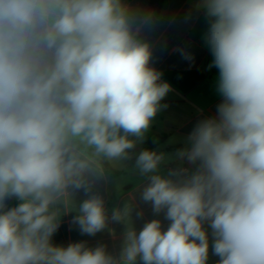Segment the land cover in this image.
I'll return each mask as SVG.
<instances>
[{
    "label": "clouds",
    "instance_id": "clouds-1",
    "mask_svg": "<svg viewBox=\"0 0 264 264\" xmlns=\"http://www.w3.org/2000/svg\"><path fill=\"white\" fill-rule=\"evenodd\" d=\"M201 6L222 102L177 150L195 170L162 175L164 153L135 156L142 201L170 224L129 229L114 256L102 244H53L56 206L82 190L72 222L89 236L124 220L126 209L109 217L93 193L85 148L132 159L170 85L122 0H0V264H207L206 222L217 264H264V0Z\"/></svg>",
    "mask_w": 264,
    "mask_h": 264
},
{
    "label": "crops",
    "instance_id": "crops-1",
    "mask_svg": "<svg viewBox=\"0 0 264 264\" xmlns=\"http://www.w3.org/2000/svg\"><path fill=\"white\" fill-rule=\"evenodd\" d=\"M122 3L129 9L137 39L150 47V66L161 73L160 82L168 83L170 90L160 101L161 108L152 118L143 141H138L130 151L132 159H107L108 168L105 170L101 157L84 145L82 147L95 161L94 175L90 177L93 193L104 199L109 217L115 208L126 209L124 220H109L107 227L95 236L81 234L72 221L78 214L80 203L87 197L82 190H70L56 206L59 228L52 237L53 244L65 247L75 242H85L87 247L102 244L114 256H119L129 229L138 232L152 219L161 220L164 230L170 224L163 212L155 214L151 203L141 199L142 189L148 181L139 174L134 163L135 156L146 149V140L156 142L153 151L165 154L160 174L167 175L175 168L195 170L196 165L177 158V150L188 146V137L199 121L217 116V105L223 99L217 91L218 69L210 67L213 57L206 42L210 20L201 6L202 0H162L156 9L151 8V0H122ZM18 203L13 198L6 201V206L11 208ZM138 212L143 215L138 216ZM205 228L209 235L207 264H217L219 258L212 252L213 236L207 222ZM137 264L142 261L138 259Z\"/></svg>",
    "mask_w": 264,
    "mask_h": 264
},
{
    "label": "trees",
    "instance_id": "trees-1",
    "mask_svg": "<svg viewBox=\"0 0 264 264\" xmlns=\"http://www.w3.org/2000/svg\"><path fill=\"white\" fill-rule=\"evenodd\" d=\"M162 2V0H151V8L152 9H156L157 8V6L160 4ZM155 145H156V142L155 141H153L152 139H147L146 140V149H148V150H152L154 147H155ZM81 147H83V145H81ZM136 147V146H135ZM90 152H92V153H94L95 154V152H94V149H92V148H87ZM133 150V149H132ZM131 151V150H130ZM100 157H101V163H102V165H103V168L105 169V170H107V168H108V161H107V158L106 157H104L103 155H99ZM113 174H118L117 172H113Z\"/></svg>",
    "mask_w": 264,
    "mask_h": 264
}]
</instances>
